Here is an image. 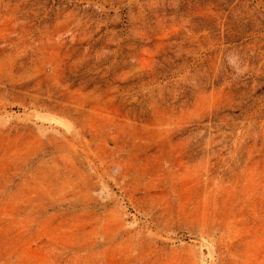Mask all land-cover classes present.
Listing matches in <instances>:
<instances>
[{"label":"rangeland","instance_id":"rangeland-1","mask_svg":"<svg viewBox=\"0 0 264 264\" xmlns=\"http://www.w3.org/2000/svg\"><path fill=\"white\" fill-rule=\"evenodd\" d=\"M0 264H264V0H0Z\"/></svg>","mask_w":264,"mask_h":264}]
</instances>
